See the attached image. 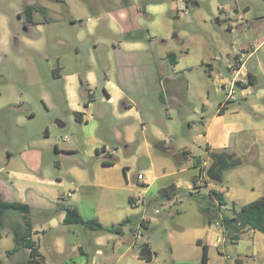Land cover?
Masks as SVG:
<instances>
[{
	"label": "rangeland",
	"instance_id": "374dc122",
	"mask_svg": "<svg viewBox=\"0 0 264 264\" xmlns=\"http://www.w3.org/2000/svg\"><path fill=\"white\" fill-rule=\"evenodd\" d=\"M124 2L0 0V168H3L0 179H15L7 173L9 168L6 167L9 156L13 155L12 160L18 161L14 169L29 173L18 181L56 182L61 194L77 195L85 218H91L95 211H114L119 222L130 218L123 227L125 238H133L132 229L140 228L143 236L140 235L137 244L151 240L161 252L165 250V232L193 226L192 214L202 213L201 205H218L217 200L209 196L208 186L194 190L181 185L174 196L175 204L159 191L178 179L192 181L193 176L198 175L194 163L206 154L203 121L218 112L219 104L225 98L221 85L216 82L217 70L211 74L208 64L218 62L220 70L230 76L226 69L227 59L234 62L236 49L247 41L252 44L255 38L260 42L264 40V0H139L142 10L136 21L143 29L144 39L137 60L141 56L144 61L146 57L145 61L150 65L153 59L164 61L163 69L159 72V67L154 64L141 74L147 87L142 91L144 95L135 101L140 115L132 116V146H126L128 143L111 127L108 117L97 120L101 139L98 157L92 148L95 133L83 129L84 126L74 120V114L63 102L64 81L56 80L53 70L58 68L62 74L69 71L84 74L94 56H107L112 42L125 37L120 29ZM182 4L187 6L185 10H181ZM27 5L35 7L33 24L27 22ZM230 15L241 21L234 32L228 28L232 22ZM246 33L249 40L245 39ZM168 52H175L181 57V66L189 69L185 73H174L166 58ZM259 64L264 66V44L248 61L250 67L257 68ZM107 73L115 80L121 79L117 67ZM263 73H258L255 88L247 85V90L252 93L248 97L250 101L264 105ZM169 76L176 77L172 91L167 88ZM238 96L240 99V89ZM12 104L22 108L19 111L2 108ZM249 104L242 103L240 108L249 110ZM61 119L68 122L63 130L55 127L56 120ZM65 135L69 137L68 141L62 140ZM159 141L170 150L157 149L155 144ZM56 146L58 152H66L72 147L75 151L55 153ZM241 148L243 163L233 165L223 177L222 186L229 188L231 195L242 185L258 192L262 186L257 183L264 181V148L256 147L258 155L245 154L244 150L249 148L247 143ZM25 149L42 151L41 163L31 161L33 166L29 168L23 159ZM185 149L191 151L188 159L182 155ZM102 160L112 161L113 166H103ZM209 161L211 163L210 157ZM139 173L145 175L143 181L138 180ZM155 176L158 179L153 181ZM207 179L213 183L208 176ZM262 185L264 189V182ZM130 197L141 198L145 205L131 206ZM156 209L160 213L156 214ZM9 212L21 216L17 211ZM47 212L52 217L46 219V225L37 208L33 209L31 218L38 228L44 226L46 229L47 235L40 233V237L48 263L81 264L84 261L85 264L88 257H82L77 250L68 249L61 256L51 255L46 242L65 236L69 243L93 250L91 230L77 224L63 232L64 224L58 222L60 211L49 209ZM143 216L156 217L158 226L150 230L142 228ZM203 219L206 220L204 215ZM51 220L58 222L53 228L48 225ZM227 246L231 256L225 259L232 263L237 255L231 253V243ZM244 250L250 252L251 248L247 246ZM215 255H218L217 251ZM28 256L27 249L18 253L24 263Z\"/></svg>",
	"mask_w": 264,
	"mask_h": 264
},
{
	"label": "crops",
	"instance_id": "0c3cea01",
	"mask_svg": "<svg viewBox=\"0 0 264 264\" xmlns=\"http://www.w3.org/2000/svg\"><path fill=\"white\" fill-rule=\"evenodd\" d=\"M124 6V19L123 22L121 21L120 29L125 37L117 42H112L110 52L107 56H94L92 59L93 63L88 66L84 74L79 71H69L62 74L58 71V68L54 69L56 70L55 74L53 70L55 79L64 81L63 102L74 114V120L79 125H83V129L87 128L88 132L92 134L95 133L96 140L92 141V148L95 150L96 155L97 150L101 147L99 146L101 144V139L99 138L100 127L97 120L103 116L109 118L111 127L116 130L119 137L121 139L124 137L125 142L128 143L126 146H132V132L134 129V126H132L133 124H131L133 121L132 116L133 114H135L136 117L140 115L137 108H135V101L138 97L144 95L142 91H145L147 87L143 82L141 74L144 69H150L154 64L159 67L158 71L162 72V65L164 64V61L153 59L150 60V65L145 61L147 58L145 57V60L142 61L141 56L137 60V52L141 49L142 39H144L142 33L143 29L136 21L138 14L142 10V6L139 5V0H125ZM147 7H149V5H147ZM147 7H144V9H147ZM121 18H123V16ZM229 18L232 19V22H230L228 28L231 32H234L241 24V21L240 19H234L231 15ZM248 38L249 35L246 33L245 39L249 40ZM254 44L256 47H253ZM263 44L264 40L260 42L258 38H255L252 44L247 41L244 43V46L242 45V47L236 49L234 62H231L229 58L227 59L226 69L230 76L220 70L221 65L218 62L208 64L211 74L217 70L216 82L221 86L229 83L235 76L236 71H238L240 78H248L249 80L252 75L255 83L251 84L248 82L247 84H243V88L240 89L241 98L234 100L235 103L228 105L224 112L221 113L219 112L220 105H222L221 103L224 104L227 99V92L222 90L225 98L220 102L218 112L210 114L207 119L203 121L205 128L203 139L206 143V154L205 157L197 159L194 163V167L198 170V173L200 171L201 162L209 158L212 151L228 152L232 154L233 159L236 161L234 165H239L243 163L240 154L243 153L240 151L242 150V144H249V148L246 149L247 152L244 150L245 154L257 153L256 155H258L256 147L261 145L264 148V105L256 100L250 101L248 97L252 93L247 90V85H251L252 88H255L258 84V73L264 72V66L262 64H259L257 68L248 66V61L256 54L258 48ZM242 52L246 53L247 58L245 63L240 66L241 62L239 59ZM227 56H229V54H227ZM180 60L181 57L177 55V62L175 64L170 63L173 66L174 73H185V71L189 69L188 66H181ZM116 67L120 70L122 80H115V78L110 77L107 73L108 70L113 71ZM166 80L168 90L172 91L175 88L173 82L176 80V77L169 76ZM128 82L131 83V85L128 84ZM242 103H250L248 107L249 110L241 109L240 106ZM2 108L19 111L22 107L21 105L16 106L12 104L3 106ZM109 111H111V113ZM245 111L252 112V115ZM76 112L80 113L81 120L76 119ZM30 114L33 115V112H30ZM23 118L27 119L26 117ZM67 125L68 122L65 119L56 120L55 123V127L62 130L65 129ZM46 127L49 135L50 126L48 125ZM172 149L174 150V148ZM254 149H256V151H254ZM58 151L59 149L56 146L55 153L59 154L73 153L75 148H68L66 152ZM183 151H187L185 155H182L185 159H188L189 156H191V151L187 149ZM42 154V151L38 149H25L23 159L28 162V167L32 168L33 165L31 161L33 163H41ZM176 155H178V153ZM12 156H9L6 167L9 168L7 173L9 175L12 174L15 179L13 180L11 177L10 181L0 179V191L5 201L27 203L31 207V213L33 209L37 208L38 214L41 217L40 219L45 225L48 223L46 219L52 217L51 214L47 212L49 209L60 211V221L58 222H62L63 224L66 215L64 206L77 207L83 216L82 203L78 201L77 195L70 194L71 192L68 194H61L57 189L56 182L18 181V179H22V177L27 176L29 173L15 170L14 166L18 161L15 159L12 160ZM103 166L110 167L113 166V164H103ZM2 169L3 168H0V175ZM124 172L126 173L125 170ZM195 177H197L196 174L193 176L192 181L189 179H178L173 184L176 186V189L181 185H187L190 189L192 187L194 190H199L198 188L195 189L193 186ZM144 179L145 175L140 181ZM157 179L158 178L155 176L152 180L155 181ZM263 182L264 181H260V184L258 182L257 185L263 187ZM208 187L209 190L215 188L224 193L226 205L223 206V209L227 212L232 208L239 210L243 205L260 197H264V189L262 187L256 192L255 189L250 190L242 185L237 187V193L232 195L229 188H225L222 186V183L217 181L213 180V183L208 185ZM137 199V197H130L129 202L131 206L137 207L145 205L144 200L142 204H138L136 202ZM171 203L175 204L174 197L171 198ZM54 213L56 212L54 211ZM158 213H160V211L156 209V214ZM20 215L21 216H15L9 211L4 215L0 236V259L3 264H25L26 262L24 263V261L18 257V253L21 249L28 250L29 256L27 261L30 259V249L28 248H19L17 251L10 254L7 253L8 250H12L15 247L14 229L16 225L24 222L23 214L20 213ZM192 215L194 216L193 226L174 230L169 229L167 233L165 230H162V232H165V237L163 238L165 250L158 252L151 240L147 242L155 252L151 261H146L139 256V244H137V239L140 235L143 236L142 230H139L140 228L132 229L133 238H125L124 228L120 234L114 232L91 231L93 236L91 247L93 250L91 248L85 249L84 246L80 244L74 245L69 243L68 238L65 236H57L48 240L46 242V247L50 254L54 255L53 253H55V256L63 255L68 249H71L72 252L77 250L78 254L82 257H88L85 264H138L141 262H145L146 264H201L203 244H207L209 246V264H238L237 260H241V264H264V234L262 232L247 228L241 234L238 241L232 242L226 239L223 229L218 224L207 223V221L203 219L202 213L193 212ZM29 217L33 225L31 240L35 243L38 253L44 261L43 264H49L48 256L43 252L40 237V233H43L44 236L47 235L46 229L44 226L38 228L32 222L31 214ZM85 219H97L104 226L118 225L122 222H119L114 211H95L91 218ZM58 222L51 220L48 225L53 228ZM142 222H144V226H146L144 229L146 230L155 229V227L158 226V224H156V217L148 218L147 216H143L141 223ZM72 225L77 224H64L63 232L70 231L68 229H70ZM124 227H126V225ZM73 234L75 233L73 232ZM228 243H231L233 246L231 253L237 255L232 263L225 259L231 256L228 253ZM247 246L251 248L250 252L244 250ZM216 251L218 255H215ZM90 255L91 259L89 258ZM71 264H76V262H72ZM81 264H84V261L81 262Z\"/></svg>",
	"mask_w": 264,
	"mask_h": 264
},
{
	"label": "trees",
	"instance_id": "16d2710c",
	"mask_svg": "<svg viewBox=\"0 0 264 264\" xmlns=\"http://www.w3.org/2000/svg\"><path fill=\"white\" fill-rule=\"evenodd\" d=\"M35 7L33 5H27L25 12L27 15V22L33 24V10ZM171 64L177 62V54L175 52H169L166 57ZM56 74V70H54ZM249 83L254 84L253 76L249 78ZM163 100V95H161ZM232 103H235L234 100L226 99L225 103H221L219 112H224L226 107ZM75 117L78 120H81L80 113L76 112ZM187 151H182V154L185 155ZM100 151L97 150V156L99 157ZM103 164L110 165L112 161L102 160ZM196 181V177L194 179ZM198 189L201 187H197ZM176 186L174 184L162 187L160 189V195L171 199L176 194ZM209 196L217 200L218 205H201V212L204 215L207 223L209 224H218L224 231L226 239L232 242L238 241L241 234L245 229H254L262 232L264 234V197H260L256 200H253L245 205H243L239 210L232 208L227 212L223 209V206L226 205V200L224 193L218 189L212 188L209 190ZM17 211L24 216V222L18 223L14 229V239L15 247L12 250H8V254L17 251L19 248H28L30 249V259L25 264H43V259L38 253V249L35 246V243L31 240L33 225L31 223L29 215L31 214V207L27 203L19 201H5L2 198L0 191V236L2 221L4 215L7 211ZM65 218L64 224H81L85 228L91 231L98 232H114L122 233L123 227L130 222V218L124 219L118 225L104 226L97 219H85L77 207L74 206H64ZM141 227L144 226V222L141 223ZM155 255V252L152 250L149 243L144 242L139 245V256L146 260L151 261ZM238 264H241V260H237ZM0 264L2 260L0 259ZM201 264H209V246L203 244V254Z\"/></svg>",
	"mask_w": 264,
	"mask_h": 264
},
{
	"label": "built area",
	"instance_id": "2783aa9c",
	"mask_svg": "<svg viewBox=\"0 0 264 264\" xmlns=\"http://www.w3.org/2000/svg\"><path fill=\"white\" fill-rule=\"evenodd\" d=\"M187 7L185 4H182L181 9L185 10ZM246 53L242 52L241 57H240V66H242L245 61H246ZM239 70V69H238ZM236 82L243 84H247L249 82L248 78H240L238 75V71H236L235 76L233 79L227 83L223 84L220 88L221 90L227 92V99L230 100H237L239 98L238 96V87L236 86ZM63 140H68L67 136L62 137ZM210 161L209 158L204 159L201 164H200V171L196 177V181L194 183V188L197 189V187H202V186H208L211 184L210 181L207 179V169L209 167ZM144 178L143 174H138V180H142ZM138 204H142L143 200L141 198H138L136 201Z\"/></svg>",
	"mask_w": 264,
	"mask_h": 264
},
{
	"label": "water",
	"instance_id": "95a60500",
	"mask_svg": "<svg viewBox=\"0 0 264 264\" xmlns=\"http://www.w3.org/2000/svg\"><path fill=\"white\" fill-rule=\"evenodd\" d=\"M236 86L241 89L243 88V85L239 82H236ZM155 147L161 151H169L170 149L165 146V144L162 141H159L155 144ZM227 152H216L212 151L210 153V159L211 163L207 169V176L209 179L217 181L219 183H223V177L225 172L231 168L233 165H229L227 161ZM222 166L223 169L221 171L218 170V167ZM218 172V174H216Z\"/></svg>",
	"mask_w": 264,
	"mask_h": 264
},
{
	"label": "flooded vegetation",
	"instance_id": "af4514ba",
	"mask_svg": "<svg viewBox=\"0 0 264 264\" xmlns=\"http://www.w3.org/2000/svg\"><path fill=\"white\" fill-rule=\"evenodd\" d=\"M226 158H227V161H228V164L229 165H233L235 163V161L233 160V155L232 154H230V153L227 152V157ZM222 169H223L222 166H219L218 167V170L219 171H221ZM216 174H218V172Z\"/></svg>",
	"mask_w": 264,
	"mask_h": 264
}]
</instances>
